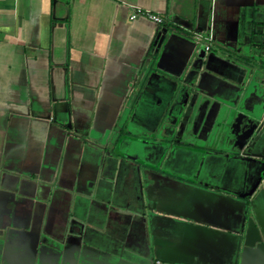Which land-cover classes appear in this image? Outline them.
Listing matches in <instances>:
<instances>
[{"label": "crops", "instance_id": "1", "mask_svg": "<svg viewBox=\"0 0 264 264\" xmlns=\"http://www.w3.org/2000/svg\"><path fill=\"white\" fill-rule=\"evenodd\" d=\"M260 29L264 0H0V264H264Z\"/></svg>", "mask_w": 264, "mask_h": 264}, {"label": "water", "instance_id": "2", "mask_svg": "<svg viewBox=\"0 0 264 264\" xmlns=\"http://www.w3.org/2000/svg\"><path fill=\"white\" fill-rule=\"evenodd\" d=\"M162 32L164 33L165 30H162ZM254 38L255 40L253 41V44H252V54L250 56L251 60L250 61H254V64H259L261 63L263 60H262V54L264 52V34H263V31L262 29H260V31L257 30L254 31ZM160 42H161V39L160 41L158 42V47L160 45ZM203 54V53H202ZM202 54L199 58L202 57ZM264 55V54H263ZM196 62H200V60H196ZM238 96L235 97V100L232 102V107H235L236 104H237V101L239 99V96L241 95V92L237 93ZM264 131V117L262 118V121H260V123L257 125L247 147L244 149V151L242 152V154L239 156V158H249V157H254V154L252 152V150L254 149V147L256 146L261 134L263 133ZM261 183V186L264 188V179L262 181H260ZM252 194V192H250L249 194H246L245 196L247 198L250 197V195ZM241 197H243V195H241ZM236 258H237V254H236ZM234 264H236V260L234 262Z\"/></svg>", "mask_w": 264, "mask_h": 264}, {"label": "built area", "instance_id": "3", "mask_svg": "<svg viewBox=\"0 0 264 264\" xmlns=\"http://www.w3.org/2000/svg\"><path fill=\"white\" fill-rule=\"evenodd\" d=\"M144 15H145L147 18H149L151 21H153L156 25H158V26L163 25V19H162L159 15H157V14H153V13H149V12L144 13ZM136 16H137V15H136V13L134 12V13H131V15H130L129 18L132 20V19H134ZM208 50H209V47L206 46V47H205V51H208Z\"/></svg>", "mask_w": 264, "mask_h": 264}, {"label": "trees", "instance_id": "4", "mask_svg": "<svg viewBox=\"0 0 264 264\" xmlns=\"http://www.w3.org/2000/svg\"><path fill=\"white\" fill-rule=\"evenodd\" d=\"M254 33H255V32H253V36H254ZM254 40H255V38H254ZM153 48H154V45L152 44V47L150 48V51H149V53H148V54H149V57H150V56H152V57H154V56H155V53H154V50H153ZM244 59H247V58H246V57H244V58H243V60H244ZM170 176H171V175H170ZM173 178L179 179V178H178V177H176V176H174ZM180 180H183V179H180ZM185 182H188L189 184H195V183H194V182H192V181H187V180H186Z\"/></svg>", "mask_w": 264, "mask_h": 264}]
</instances>
